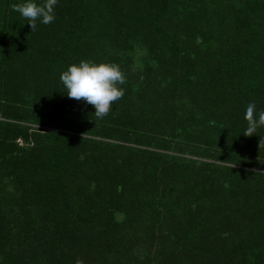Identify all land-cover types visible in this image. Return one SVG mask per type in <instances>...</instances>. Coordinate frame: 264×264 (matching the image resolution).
Here are the masks:
<instances>
[{
  "label": "rangeland",
  "instance_id": "obj_1",
  "mask_svg": "<svg viewBox=\"0 0 264 264\" xmlns=\"http://www.w3.org/2000/svg\"><path fill=\"white\" fill-rule=\"evenodd\" d=\"M1 2L0 213L13 226L12 241L0 244V264H122L116 257L131 254L129 236L157 220L182 222L171 264H264V178L243 176L262 170L264 152L239 144L248 137L246 107L261 100L264 62L255 57L251 78H216L259 32L245 25L239 0H104L118 13L83 18L71 9L73 0H56L54 20H37L34 29L13 2ZM80 60L116 63L124 75L122 97L102 118L83 99L67 97L59 79ZM261 105L253 115L264 111ZM7 123L11 147L1 129ZM60 136L77 143L81 176L89 177L63 167L58 177H42L46 137ZM65 148L70 164L77 148ZM194 161L222 169L204 198V184L192 179ZM98 179H112L101 185L102 213L93 203L86 207V198L77 203ZM192 243L203 247L199 259H192ZM137 252L139 264L156 254L139 240Z\"/></svg>",
  "mask_w": 264,
  "mask_h": 264
},
{
  "label": "trees",
  "instance_id": "obj_2",
  "mask_svg": "<svg viewBox=\"0 0 264 264\" xmlns=\"http://www.w3.org/2000/svg\"><path fill=\"white\" fill-rule=\"evenodd\" d=\"M74 6L71 7L74 13L78 15V17H105V16H111L112 14L118 13V10L116 8H107L102 5L104 0H73ZM238 1V0H237ZM12 3H16L15 0H10ZM241 2V3H240ZM264 0H239V2L234 3V5H238L239 12L242 14L240 17L244 19L245 25H253L256 28H259V32H257L254 36L252 46L249 47L248 50H244L242 52H236V57L230 61L228 65L225 67L219 68V73L216 76V78H225V77H232L235 74L239 75V78L237 79H247L251 78V74L253 70L258 69V62L259 59L261 62H264V11H262L261 14H258L256 12V6L258 8L264 9L263 5ZM0 4H3L2 2ZM9 7L10 5L7 4ZM184 10H187L185 6L182 7ZM12 9V8H11ZM172 10V9H171ZM152 14V13H151ZM152 16H155V13L152 14ZM10 20H12V17L10 15L7 16ZM81 21V19H78ZM153 22L150 21L149 24ZM226 22V21H225ZM27 28V27H26ZM234 28H232V24L228 23L225 25V30L232 31ZM9 30V29H7ZM24 30V29H23ZM22 30V31H23ZM51 31H54L53 28H50ZM21 33V36L24 35V31ZM212 30L208 31L207 33L210 34ZM61 40L58 41L60 43ZM224 42L223 38H219V40L216 42L218 45H221ZM259 52H262L263 57L259 56ZM252 57H258V59L255 58L257 68L254 67V63L251 61ZM234 66H230L234 64ZM68 66V65H67ZM66 66V67H67ZM264 68V66H263ZM263 72V71H260ZM237 79H233L232 83L237 81ZM245 82V81H244ZM264 85V83H263ZM264 90L261 91V100H253L252 103L255 106V109L261 105L262 109L264 110ZM71 126V125H70ZM9 123L2 125V133H4L6 136L9 133ZM5 129L8 131L5 132ZM36 134H32L34 136ZM41 134L39 133L40 137ZM37 137V138H38ZM34 138V139H37ZM48 144L44 145L42 147L44 153L46 154L47 158L43 160V162L40 164L42 167V170L46 172V175L42 176L46 180H50L56 172H58L59 168H65L69 170L75 178H84L89 176H81V168L83 167V154L79 150V147L77 143L71 142L68 137L66 136H60L59 141L51 140L48 137ZM7 147H11V141L12 138L10 136H7L6 142ZM68 144L69 146L76 147L77 148V154L76 159L74 162L67 164L65 162V155H66V148L65 145ZM231 145H234L236 143H230ZM242 146H246L248 144L251 145H257L260 150L264 152V126H259L256 129L255 134H252L246 138H244L240 143ZM18 146V145H17ZM19 147V146H18ZM26 151L27 148H23ZM33 151V149H30ZM232 155V153H229ZM259 161H264V154H262ZM5 161L0 160V172L3 168ZM51 162V165H50ZM195 164H191L190 167H198L195 172H193L194 176L192 179L197 180L204 184L201 189L200 193L202 198H204V194L208 190L207 187L212 186V183L215 181L214 176L217 172H222V169L219 168V166H215L212 163L209 162H198L194 161ZM189 165L184 164V167H188ZM257 167L264 170V164H259ZM46 168V169H45ZM220 170V171H219ZM259 170V169H258ZM260 170V172H252V173H246L243 174L244 177L249 176L252 179V176L255 174L258 177L264 178V171ZM183 171V170H182ZM41 172V168L39 170ZM32 175V172H31ZM51 177V178H50ZM92 178H97L91 175ZM91 178V179H92ZM112 179H109L105 183L100 184V181L96 182V184H93V182L89 181V183L86 185V189L84 190V193H80L78 195L77 203L79 204L81 199L82 203L86 198L87 205L86 207H94L98 212H103V205L101 206V196L105 195V192L102 191L101 185L104 186L108 183H110ZM89 189V191H88ZM210 197V195H207ZM215 199V198H213ZM195 202V199H193ZM4 206V202H2V205L0 206V209ZM132 209V207L130 206ZM178 210H175V215L182 216L184 212L177 213ZM63 214H61L60 217H62ZM0 221L2 222L3 226L0 230V244L3 245L5 242L8 244V242L12 241V231L11 226H13L12 221L9 219V216L4 215L3 213H0ZM182 230V222L181 220H177L174 225H171L169 222H160V220L157 221H150L147 224V227L144 230H141L138 233H135L133 236L130 235L129 239L127 240V243L129 245V249L131 251V254L125 255V256H118L116 258L120 259V262L122 264H139V257L137 252V242L138 240L142 243L148 244L150 246V249L155 250L156 254L152 261H150L148 264H171L170 259L175 258L176 252L173 251V248L176 243L180 241L181 236L177 235L180 234ZM83 240L85 244H88V241L85 237H83ZM115 243V242H114ZM5 244V245H6ZM194 244V243H192ZM196 244V245H195ZM194 245H191L189 248V251L192 254V259H199L201 254L200 251L202 250L201 244L195 243ZM4 245V248H5ZM257 251V248L254 249ZM49 257L50 259L53 257V250L49 249ZM203 251H206L205 249ZM102 255V254H101ZM197 256V257H196ZM114 257V256H113ZM87 257L85 258L86 261Z\"/></svg>",
  "mask_w": 264,
  "mask_h": 264
},
{
  "label": "clouds",
  "instance_id": "obj_3",
  "mask_svg": "<svg viewBox=\"0 0 264 264\" xmlns=\"http://www.w3.org/2000/svg\"><path fill=\"white\" fill-rule=\"evenodd\" d=\"M55 4L56 0H44L43 3H37V0H22L20 3H13L11 7L27 20L31 29H34L37 20L42 24L54 20ZM59 79L67 97L83 99L86 104L92 105L93 114L97 118L107 115L113 102L120 99L124 93V89L119 87L124 83V75L119 65L113 62L80 60L78 63L69 64L60 73ZM255 111L254 104L249 103L245 110V119L248 121L243 132L245 136L255 134L257 127L264 126V111L253 115Z\"/></svg>",
  "mask_w": 264,
  "mask_h": 264
}]
</instances>
